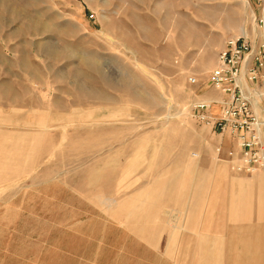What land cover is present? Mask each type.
<instances>
[{"label":"rangeland","instance_id":"obj_1","mask_svg":"<svg viewBox=\"0 0 264 264\" xmlns=\"http://www.w3.org/2000/svg\"><path fill=\"white\" fill-rule=\"evenodd\" d=\"M4 4L15 7L5 15L24 29L38 19L40 33L53 29L71 39L70 31L85 28L75 16L85 7L87 29L110 30L138 52L135 94L124 93V87L131 91L129 79L119 86V96L135 99L103 102L113 104L108 109L93 100L71 102L82 108L39 118L38 162L24 165L20 180H0V264H160V229L175 219L176 178L189 172L188 161L213 155V132L191 115L190 105L209 97L214 66L205 65L203 49L179 73L166 60L173 43L156 51L148 44L170 27L183 43L202 28L207 36L230 29L228 36L254 37L258 1L0 0ZM139 56L156 69L144 71ZM158 69L169 74L167 84ZM192 74L195 83L188 80Z\"/></svg>","mask_w":264,"mask_h":264},{"label":"crops","instance_id":"obj_2","mask_svg":"<svg viewBox=\"0 0 264 264\" xmlns=\"http://www.w3.org/2000/svg\"><path fill=\"white\" fill-rule=\"evenodd\" d=\"M14 8L0 5V167L5 166L0 180H20L23 166L38 162L41 116L82 108L71 102L93 100L96 108L108 109L113 104L103 102L135 99L119 96V86L128 85L129 79L132 92L124 87V93L135 94L131 78L136 73L138 51L110 30L87 29L85 7L83 12H75L85 28L70 31L73 39L53 29L40 33L38 19L24 29L19 20L5 15L15 12ZM160 31L158 43L149 42L148 47L156 51L166 41L173 43L175 52L166 60L172 68H180L179 73L188 61L200 59L203 49L209 55L205 65L214 66L218 50L230 33V29H222L207 36L202 28L191 42L183 43L172 27ZM88 37L93 44L88 45ZM139 62L144 71L146 67L148 72L156 69L147 60ZM159 70L158 76L167 84L169 74L164 76ZM221 95L212 87L207 98ZM63 102H69L68 106ZM212 138L215 145L236 148L228 132H213ZM185 165L193 167H187L189 172L181 181L176 178L174 222L160 229V264H264V168L253 173L235 172L230 160L224 154L217 156L214 147L213 155Z\"/></svg>","mask_w":264,"mask_h":264},{"label":"built area","instance_id":"obj_3","mask_svg":"<svg viewBox=\"0 0 264 264\" xmlns=\"http://www.w3.org/2000/svg\"><path fill=\"white\" fill-rule=\"evenodd\" d=\"M256 36H228L218 50L217 63L209 72V85L220 91L217 98H202L190 105L191 115L212 132H228L236 148L214 146L235 172L253 173L264 168V0H257ZM190 83L197 77L189 75ZM192 155L198 157L196 151Z\"/></svg>","mask_w":264,"mask_h":264}]
</instances>
